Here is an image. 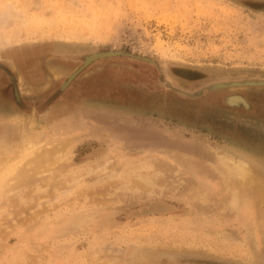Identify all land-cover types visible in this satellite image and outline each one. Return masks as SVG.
Here are the masks:
<instances>
[{"label": "rangeland", "instance_id": "rangeland-1", "mask_svg": "<svg viewBox=\"0 0 264 264\" xmlns=\"http://www.w3.org/2000/svg\"><path fill=\"white\" fill-rule=\"evenodd\" d=\"M5 6L24 23L0 31V143H18L22 123L73 140L56 180L9 193L0 264H263V231L217 154L264 163V85L193 93L264 80V0ZM107 50L120 53L69 79L83 55Z\"/></svg>", "mask_w": 264, "mask_h": 264}, {"label": "bare ground", "instance_id": "bare-ground-1", "mask_svg": "<svg viewBox=\"0 0 264 264\" xmlns=\"http://www.w3.org/2000/svg\"><path fill=\"white\" fill-rule=\"evenodd\" d=\"M9 2H7V3H9ZM2 8L3 9L0 10V31L5 32L4 30H6V28L14 22L19 21L17 23H19V24H20V22L24 23L23 20L20 21L22 19V16L20 15L19 9L15 10L11 6H5ZM16 34H17V32H16ZM7 39H10V38H8V36H7ZM7 39H5V40H7ZM105 53H102V51L101 52L100 51H93L92 53H86L85 55L88 56L87 59H86V56L83 55L81 65H79V67L76 70H74L70 76H68L69 79H71L77 73V71H79L80 68H83L89 62H92V61L96 60L97 58H100L99 56H102ZM5 127H6V125L2 124V120L0 119V130L2 131L3 129H5ZM15 129L17 130V133L19 136V140H18L19 144L16 143L14 145H8V143H10V141L0 143V224L1 223L3 224V221L6 220V219L3 220L4 219L3 215H5L4 211L6 210V212H7V210H8L7 208H5L6 206H4L3 204H5L8 199H9V201H11L10 198H8V197H10V196L12 197L13 194H15V193L12 194L10 192L14 188L16 189L18 187L20 188L21 186H28V185H30L31 182L32 183L33 182L34 183L39 182L40 179L48 181L49 182L48 184H50V182H51L49 178H51V180H56V178L51 177V175L56 170H58L59 168H61L63 166V161L67 155V148L70 147L69 145L72 143V140H73L71 137H63V138H60L59 140H50L48 138L47 134H43L42 131H41V133L31 132L29 125L27 123L26 124L22 123V127L20 129H18V127ZM19 131H21V133H19ZM38 132H40V131H38ZM213 153H214V151H213ZM230 153L231 152L229 150L228 151L223 150L222 153H218V154L216 153V154L220 158L219 159L220 163L224 164V171H225L228 179H231V182L228 181L231 183V187H230L231 188V194H230L231 198H233L235 200V202H237L238 205H241V206L243 205V208L246 210V215H245L246 218L250 219L252 221V223H254V230L256 228H258L259 230L263 231V234H264V163L258 159L254 160L252 158V160H251V159H249V157H246V156L245 157L244 156L243 157H239V156L237 157L235 155L236 156L235 157ZM216 154H214V155H216ZM145 166H146V164H145ZM156 172L158 173V171H156ZM80 175H81V173H80ZM56 177L58 178V176H56ZM80 178H81V176H80ZM156 185H159V184H156ZM36 186H37V184H36ZM54 187H56V186H54ZM96 188H97V186H96ZM14 191H12V192H14ZM9 193H10V196H9ZM17 198H18V196H17ZM23 199H25V198H22V200ZM13 200H15V199H13ZM33 200H34V198H33ZM109 201H110V198H109ZM48 202H49V200H48ZM48 202H47V204H48ZM17 203H19V202H17ZM12 205L13 206H11V207H14V206L16 207L15 203ZM238 205H237V207H238ZM21 206L22 205H20L19 210L21 208L25 207L24 205L22 207ZM16 208H18V206ZM9 213H11V212L8 210V213H6V214H9ZM34 214H35V212H34ZM9 215H12V214H9ZM31 215H32V213H31ZM29 218H30V216H29ZM15 219H16V217H15ZM23 219H26V217H24ZM2 224L0 225L1 231H3L4 229H2V228L5 227L4 226L5 224H3V226H2ZM7 224H10V223H7ZM23 224H24V221H23ZM10 225H12V224H10ZM11 229H12V227H11ZM4 232H2L3 235H5ZM2 234L0 235V237L2 236ZM163 252H165V251H163ZM166 252H168V251H166ZM160 254H162V253H160ZM170 254H171V251H170ZM168 256H169V254H168ZM168 256H166V257H168ZM132 258L134 259V257H132ZM156 258H158V257H156ZM159 258H160V256H159ZM153 259H154V257H153ZM171 259L173 260V257ZM262 259H263V257H262ZM152 262H153V260H152ZM232 262H235V261H232ZM236 262L239 263V261H236ZM156 263H157V259H156ZM244 263H246V262H244ZM255 263H253V264H255ZM263 264H264V262H263Z\"/></svg>", "mask_w": 264, "mask_h": 264}, {"label": "water", "instance_id": "water-1", "mask_svg": "<svg viewBox=\"0 0 264 264\" xmlns=\"http://www.w3.org/2000/svg\"><path fill=\"white\" fill-rule=\"evenodd\" d=\"M102 53H105V54L102 56H99V57L109 56V55L117 54L120 52L115 51V50H107V51H102ZM129 55L133 56L131 53ZM246 85H264V80L257 79V78H246V77H239L236 80H231V79L225 77V78L220 79L218 81H214L212 83L204 85L199 90H197V92H194L193 95H198V94L203 93L204 91H208V90L216 89V88H221V87H226V86L227 87H234V86L236 87V86H246ZM233 99H235V98H233ZM233 99H231V100L229 99L227 102L229 104H233V102H232Z\"/></svg>", "mask_w": 264, "mask_h": 264}, {"label": "flooded vegetation", "instance_id": "flooded-vegetation-1", "mask_svg": "<svg viewBox=\"0 0 264 264\" xmlns=\"http://www.w3.org/2000/svg\"><path fill=\"white\" fill-rule=\"evenodd\" d=\"M73 73V72H72Z\"/></svg>", "mask_w": 264, "mask_h": 264}]
</instances>
